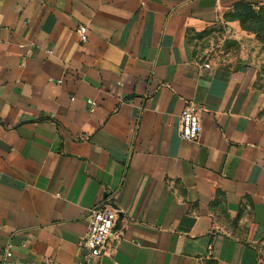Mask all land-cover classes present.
I'll return each mask as SVG.
<instances>
[{"label":"crops","instance_id":"0c3cea01","mask_svg":"<svg viewBox=\"0 0 264 264\" xmlns=\"http://www.w3.org/2000/svg\"><path fill=\"white\" fill-rule=\"evenodd\" d=\"M237 3L264 8L0 0V264H78L105 199L120 241L100 264H264V43Z\"/></svg>","mask_w":264,"mask_h":264},{"label":"built area","instance_id":"2783aa9c","mask_svg":"<svg viewBox=\"0 0 264 264\" xmlns=\"http://www.w3.org/2000/svg\"><path fill=\"white\" fill-rule=\"evenodd\" d=\"M79 41L83 44L88 41L87 29L84 26H78L75 30ZM204 69H209V64H203ZM88 104H92L88 100ZM93 111L92 107L89 109ZM180 138L183 141L195 142L201 134V122L197 106L192 102H187L180 114ZM119 210L111 205L108 199L100 204L90 208L86 213L87 226L85 234L79 241L80 259L78 264H100V259L105 257L113 247L108 249V245L113 242L117 244L120 241V233L116 230ZM9 245L4 248L3 262L10 258ZM22 264H36L34 262H25ZM40 264H53L51 260L45 259Z\"/></svg>","mask_w":264,"mask_h":264},{"label":"trees","instance_id":"16d2710c","mask_svg":"<svg viewBox=\"0 0 264 264\" xmlns=\"http://www.w3.org/2000/svg\"><path fill=\"white\" fill-rule=\"evenodd\" d=\"M226 18L238 21L240 28L254 35L255 39L264 43V8H254L247 3H237L233 6L232 13Z\"/></svg>","mask_w":264,"mask_h":264}]
</instances>
